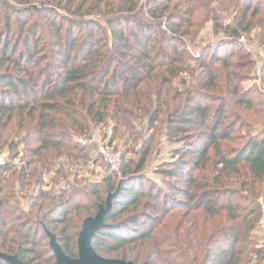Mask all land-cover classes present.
<instances>
[{"label":"trees","instance_id":"obj_1","mask_svg":"<svg viewBox=\"0 0 264 264\" xmlns=\"http://www.w3.org/2000/svg\"><path fill=\"white\" fill-rule=\"evenodd\" d=\"M257 80L264 0H0V254L53 264L47 232L76 258L113 195L91 241L103 259L264 264ZM94 131L116 173L95 175L79 143Z\"/></svg>","mask_w":264,"mask_h":264},{"label":"water","instance_id":"obj_2","mask_svg":"<svg viewBox=\"0 0 264 264\" xmlns=\"http://www.w3.org/2000/svg\"><path fill=\"white\" fill-rule=\"evenodd\" d=\"M112 197L113 195H109L106 198L105 208L100 207L98 213L94 217L87 218L82 223L81 231L77 239L76 258L71 259L67 257L56 243L55 237L46 232L49 238V247L55 257V262L53 264H134L123 260L103 259L95 253L91 245V241L95 234L104 227L103 218L111 209ZM0 259L7 264H23L18 258L5 254H0Z\"/></svg>","mask_w":264,"mask_h":264},{"label":"built area","instance_id":"obj_3","mask_svg":"<svg viewBox=\"0 0 264 264\" xmlns=\"http://www.w3.org/2000/svg\"><path fill=\"white\" fill-rule=\"evenodd\" d=\"M239 42L242 45L247 43L246 39L243 37L240 38ZM94 132L88 137L80 139L79 143L83 146H91L94 149L96 155L101 158L106 173H116L121 165V153L114 151L113 148L108 146V138L103 139L100 133L96 135ZM6 160L3 156H0V166L5 164ZM261 224H264V222L262 221Z\"/></svg>","mask_w":264,"mask_h":264},{"label":"rangeland","instance_id":"obj_4","mask_svg":"<svg viewBox=\"0 0 264 264\" xmlns=\"http://www.w3.org/2000/svg\"><path fill=\"white\" fill-rule=\"evenodd\" d=\"M207 31H208V33L210 34V29H208V30L204 29L203 32H202V34H201V36L204 37V39H202V44H205V43H207V42L209 41V40H208V36H207V35L204 36L205 33H206ZM203 34H204V35H203ZM220 36H221V35H220ZM218 37H219V36H218ZM246 41H247V43H246L245 45H243V47L245 48V50H249V51L255 53L257 59L261 58V56L263 55V53L259 50V48H258L256 45L250 43L248 40H246ZM209 42H210V41H209ZM193 52L196 53L195 51H193ZM256 75H258V73H257ZM245 86H246V88H247V87H248V88L255 87V88H257V90H258L260 93H262V94L264 95V91L261 90V89H262V86L259 84V81H258V80H257V81H253V82H247ZM99 133L102 134V132H100V131H96V132H94V134H96V135H98ZM165 153H166V152H164V154L161 156V158H168L167 154L165 155ZM92 154H93V156H96L94 150L92 151ZM0 156H3V158H4L5 160L8 158V155H7L6 153H4V154H0ZM103 172H105V168H102V169H100V168H96V169H95V175H102ZM87 177L89 178V176H87ZM150 178H153V179L157 180V179H156L155 177H153L152 175H150ZM94 179H96V178L94 177ZM262 221L264 222V219H263ZM256 239H257L258 242H260L261 244L264 243V224H261V226L259 227L258 231H256ZM110 257H112V258H116V259H117L118 256H117V255H110Z\"/></svg>","mask_w":264,"mask_h":264}]
</instances>
